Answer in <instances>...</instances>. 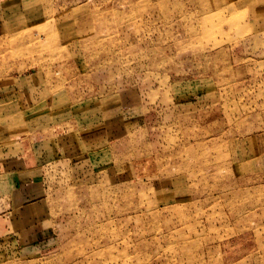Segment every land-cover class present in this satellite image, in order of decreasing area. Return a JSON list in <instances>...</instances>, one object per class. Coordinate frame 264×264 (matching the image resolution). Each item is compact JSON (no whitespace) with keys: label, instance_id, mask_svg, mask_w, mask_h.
I'll list each match as a JSON object with an SVG mask.
<instances>
[{"label":"rangeland","instance_id":"1","mask_svg":"<svg viewBox=\"0 0 264 264\" xmlns=\"http://www.w3.org/2000/svg\"><path fill=\"white\" fill-rule=\"evenodd\" d=\"M0 264H264V0H0Z\"/></svg>","mask_w":264,"mask_h":264},{"label":"crops","instance_id":"2","mask_svg":"<svg viewBox=\"0 0 264 264\" xmlns=\"http://www.w3.org/2000/svg\"><path fill=\"white\" fill-rule=\"evenodd\" d=\"M23 172H24V170L19 168V169H17V171L14 172V174L12 175L11 178L7 177V183L9 186H11L14 205H18L20 203L30 204L29 201L31 199H29L30 196H27L25 194V191H24L25 186L24 185H27V184L29 185V184H31L32 181H28L27 183L26 182L20 183L19 181H17L18 179H20V175H21L20 173H23ZM34 185H35V183L33 184V186ZM27 197H29V198H27Z\"/></svg>","mask_w":264,"mask_h":264}]
</instances>
